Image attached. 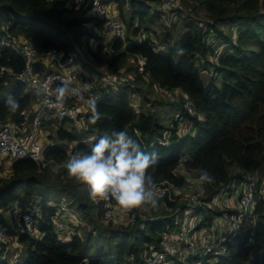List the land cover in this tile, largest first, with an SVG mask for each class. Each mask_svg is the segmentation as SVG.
I'll return each mask as SVG.
<instances>
[{"label":"trees","instance_id":"trees-1","mask_svg":"<svg viewBox=\"0 0 264 264\" xmlns=\"http://www.w3.org/2000/svg\"><path fill=\"white\" fill-rule=\"evenodd\" d=\"M115 1L124 24L122 8L126 3L133 5L128 31L129 35H135L143 27L148 8L162 5L163 0ZM180 1L191 12L197 8L214 21V38L223 47L214 63L208 61L214 53L203 42L201 31L194 22L186 19L180 23L182 31H177L173 46L169 40L178 24L165 28L164 38L161 39L154 30L146 28L155 33L160 44L168 46L163 51L152 50L146 39L134 41L123 48L121 39H114L112 53L102 52L101 46L97 51H91L89 47L87 50L93 64L105 66V70L111 74L124 68L127 57L135 54L142 56L147 78L140 75L136 68L127 70L130 69L137 81L143 78L149 80V87L155 84L163 90L177 89L180 94L171 98L172 106L175 107L174 111H185L186 121L192 125L190 131L185 135L178 134L176 122L173 121L172 127L167 129L153 114L138 112L131 99L137 89L134 90L131 85L119 86L117 90L103 88L104 96L96 106L100 113L97 123L89 122L91 107L86 116L84 133H71L69 123H60L55 133L49 136L52 144L44 148L46 158L57 163L67 162L77 152L90 151L91 145L101 136L125 131L142 151L155 154V164L149 172L156 184L169 180L181 185L185 178L177 173L176 168L182 164L186 170L194 171L198 178L202 170L212 175L213 182L203 184L208 193L219 190L232 180L238 184L253 176H257L264 185V0ZM88 9V6L76 7L69 0H0V28L7 26L11 35L22 37L36 50L38 58L34 67L44 73L46 66L42 57L50 48L59 47L72 52V40L80 41L83 38L86 30L82 23L91 18ZM134 17L138 18L135 26L132 24ZM150 17L147 20L151 22L159 19L152 14ZM223 26L230 32L225 33ZM234 28L238 29L236 37ZM177 45L179 53L175 51ZM1 64L12 66L16 73L23 68L19 54L0 46ZM201 64L205 69L209 64L211 72L216 74L207 82L201 77L204 70L200 68ZM4 81L11 82L9 95L19 102L20 109L11 112L5 104L8 97L1 99L0 122L18 121L21 111L31 103L30 92L10 75L0 79V90L4 87ZM184 96L193 106L192 115L184 109ZM165 130L171 132L167 144L163 145L157 139L163 137ZM47 169L50 168L41 169L30 158L16 159L11 164L10 174L0 178V225L8 224L6 211L12 206V201H26L30 210L34 201L38 204V215H32L38 221L40 235L37 238L27 233L17 236L18 243L26 248L27 253L25 260L17 264H124L130 255L140 262L139 253L157 243L156 232L164 226L166 219L159 218L143 229L108 225L114 227L109 238L121 237V241L114 246V253L108 255L100 252L86 256L83 241L94 236L92 231L86 232L83 239L75 232L78 224H71V237L66 240L54 230L52 223L60 206H52L39 199L48 193L47 189L62 184L54 185L49 177L46 179L44 171ZM62 185L63 190L73 196L69 185ZM18 187L22 188L23 196L14 195ZM75 203H68L67 208L77 212L81 223L93 224L92 228H97V219H101L102 215V202L97 204L99 212L96 214L89 201L79 200L76 208ZM159 204L160 200L148 214L163 212L158 208ZM200 212L209 222L217 210L209 208ZM235 238L238 243L232 249ZM3 248L0 244V256ZM226 250L215 264H264V198L259 199L256 209L226 243ZM0 264L15 263L0 257ZM174 264L187 263L175 259Z\"/></svg>","mask_w":264,"mask_h":264},{"label":"built area","instance_id":"built-area-1","mask_svg":"<svg viewBox=\"0 0 264 264\" xmlns=\"http://www.w3.org/2000/svg\"><path fill=\"white\" fill-rule=\"evenodd\" d=\"M51 1V0H49ZM76 7L88 6L91 18L82 23L86 30L83 40H94L99 36L103 28L110 35L109 40L101 46L102 52H114V39H121L122 48L130 43L141 40H148L152 50L159 52L165 50L155 34L151 30L140 28L133 37L129 35L123 21L119 16L118 3L115 0H69ZM127 4V3H126ZM196 6V5H195ZM157 8V9H155ZM152 10V12H151ZM156 11V13H153ZM150 12L167 22L171 27L179 19L191 20L195 23L203 35V42L213 50L212 63L222 51V45L214 38V21L197 8L191 12L190 8L180 0H163L160 6H150ZM0 46L8 48L22 57L23 68L15 72L12 66L0 65V79L12 76L14 79L25 85L30 92L31 103L29 107L21 111L18 121L6 120L0 122V178L9 175L11 164L16 159L30 158L41 169L60 166L59 163L44 156V148L52 141L38 133V125L41 121L52 117L57 123L66 121L69 123L71 133L82 134L86 130L85 120L90 113V98L97 101L104 96L103 88L116 89V81L120 80L118 73H107L105 85L94 83L92 77L86 70L80 67L79 62H74L76 54L67 52L64 48L52 47L42 57L45 63L44 73H40L35 67L38 58L36 50L22 37H15L8 32L7 26L0 28ZM106 34V33H105ZM107 35V34H106ZM95 42H93L94 44ZM96 44V43H95ZM92 46V45H91ZM90 47V46H89ZM94 50V49H93ZM211 57V56H210ZM129 62L143 77L147 78L148 73L144 72L145 59L138 55L129 56ZM81 69L79 72L78 69ZM48 86L47 90L45 86ZM122 85H130L123 83ZM64 86L68 89V98L65 110L75 115H61L46 101L55 100V89ZM166 98L177 96L180 92L175 90H163L156 85ZM135 95V94H134ZM136 96V95H135ZM132 99V98H131ZM134 103V98L132 99ZM184 109L189 115L194 113L193 106L184 96ZM184 110H176L173 116L176 126L185 120ZM30 127L33 136L28 138L25 130ZM177 129V128H176ZM170 130L163 132V137L158 142L165 145L170 135ZM176 168L178 174L184 176L185 181L176 185L169 180H162L157 184L160 191L158 208L163 211L158 215H149L148 210H134L131 213H124L115 202H102L101 221L105 225L146 228L148 223L160 219H166L164 226L157 231V243L150 245L139 253L138 260L133 255L126 257L124 264H174L175 259L187 264H215L219 257L226 253V243L233 238L241 227L256 209L258 201L264 198V185L257 176L246 181L235 184L234 180L215 192L208 193L204 185L199 182L198 177L192 176V171L186 170L182 165ZM8 171V172H7ZM32 203V202H31ZM33 204V203H32ZM57 206L56 203H49ZM217 210L208 222L201 209ZM26 201L16 199L12 206L6 211L7 225H0V244L4 246L1 258L8 257V248L17 236L27 233L38 237V221L34 215H38L37 202L30 210ZM242 211V212H241ZM250 212V215H245ZM34 214V215H32ZM69 208L60 206L52 218L54 230L66 240L71 237L69 226L76 218ZM79 222V223H78ZM76 219V223L80 224ZM18 242V241H17ZM10 261V260H9ZM14 263V261H10Z\"/></svg>","mask_w":264,"mask_h":264},{"label":"rangeland","instance_id":"rangeland-1","mask_svg":"<svg viewBox=\"0 0 264 264\" xmlns=\"http://www.w3.org/2000/svg\"><path fill=\"white\" fill-rule=\"evenodd\" d=\"M132 7H133L132 4H129V5L125 4L122 8L123 17H124L125 22H126L124 24V26H125L127 31H128V29H130L128 20L130 19L132 11H133ZM148 9L149 10L145 12V14H146V15H144L145 19H144L143 27H141V28H145V29L150 28L151 30H154V32H156L157 37H159L160 39L164 38L165 28H170V27L166 26L167 22L165 20H163L161 17H160V19H156L155 22H151L150 20H147L151 16V14L153 15V13H156V11H153V13H151L152 10L150 12V7ZM155 9H157V8H155ZM137 15H139V14L137 13ZM181 22H182V20L179 19L175 23L178 25L176 26V28L172 32V36H171L172 38L169 40V42L171 43L170 44L171 46H173V43H175V41H176L177 31H182V29L180 27ZM137 23H138V18L134 17L133 22H132L133 26L137 25ZM175 24H173V25H175ZM223 29H224L225 33H228L229 29L226 30V26H223ZM233 31H234V35L236 37L238 34V29L234 28ZM229 32H230V30H229ZM128 33H129V31H128ZM130 35H131V37H133L132 34H130ZM107 39H108V37L106 34L105 35L99 34V36H96V38L94 40H88L87 41V40H83L82 38L80 41L72 40V45L74 47L72 52L74 51L73 53H75L77 55L74 62H79L80 66L85 68V70L88 72V75L90 77H92L94 83L101 85V87L105 85V82H103V79L107 78V73H106L107 71L105 70V66H97V65L93 64V61H92L91 56L88 53L87 49L90 45H92V47H95L94 50L93 49L92 50L97 51V48L100 46L98 44L101 43V46H102L104 42L106 43ZM93 42H95L96 44L95 43L93 44ZM164 46H165V48L168 47L166 44ZM89 49H90V47H89ZM175 51H177L178 53L180 52L178 45L176 46ZM208 61L209 62L213 61L212 57H209ZM124 64L126 66H128V68L134 69L133 63L129 62V57H127L126 62ZM200 68L204 69L201 72V77L205 82H207L209 80V78L212 77V75L213 76L216 75V74H214V72L213 73L211 72L210 69H212V67L209 64L207 65L206 69L202 66V64H201ZM130 69H128L127 71L130 72ZM127 71H126V69H124V70H122V72L118 73V76H120V80L116 81V84L121 85V86L123 83L129 84V82H130L131 84H133V89L134 90L137 89L134 92V93H136V96L134 95V97H133L136 100L134 104L137 108V111L138 112L143 111L146 113H150L151 115L153 114L155 116V118L159 121L160 124H162L167 129H170V127H172V125H173V121H174L173 116L175 113V111H174L175 107L172 106L171 98H166L160 90L156 89L155 84H154L155 88L153 85H152V87H149L148 81H146L145 78H143L140 81H137V80L134 81L133 73H127ZM130 77L133 80H131ZM105 81H107V83L109 82V80H107V79ZM219 81L220 80L218 79V82ZM2 84L4 85V87L0 90V100L3 98H7L9 96V93L11 92V89H12L11 82L4 81V83L2 82ZM117 89H118V87L116 86L115 90H117ZM176 100L178 101L179 98H177ZM59 126H60V124L57 123L56 120H54L52 117H49L45 120V122H43V124L38 125V127H37L38 133L41 132L43 136L49 137L50 135L54 134V131ZM176 128H177L178 134L182 133V135H185L190 131V129L192 128V125L189 121H186V119H185L181 123H178ZM25 135H26V137L30 138L33 136V133L30 129H26ZM66 164H67V162H65L64 166H57V167L53 166L44 172L46 175V179L49 177V179L54 183V185L59 184V183L68 184L69 187L73 191L72 192L73 196L71 194H67L62 188L63 185L59 184L58 187L47 189L46 192H48V193L39 199H44L42 201H46L48 203H56V204L64 205L66 207H67L68 203H72L74 201V202H76L74 205L75 208L78 205L79 200H87L93 205L94 214H96L97 212H99V209L97 207L98 203H94L89 198L88 190H87L86 186H84V185H82V184H80V183L76 182L75 180L68 177ZM181 168H182V165L179 166V169H181ZM192 176L197 177L195 175L194 171H192ZM62 191H64V192H62ZM75 191H76V194H75ZM13 193H14V195L23 196V190L20 187L16 188ZM12 203H13V201L11 202V204ZM76 214H77V212H76ZM245 215H250V212L246 213ZM94 217H96V215H94ZM76 219L78 221L80 220L76 216V218L73 219L74 222H71V224H75ZM97 220L99 222L95 221L97 224V228H95V229L92 228L93 224L92 225L91 224L84 225V223L78 224L77 228L75 229V232H78L79 235L83 239L85 238V233L89 232V230L92 231V235H94V236L90 237V239H88V241L87 240L83 241L84 251L86 253V256H88V257L91 255H96L97 253H100V252H103L104 254L112 255L114 253V246L121 241V237H113V238L108 237L112 234V229L114 227H108L107 225L102 223L101 219H97ZM106 228H108L110 230H106ZM129 243H131V239L129 240ZM232 243H233L232 249H235L236 244L238 243L237 239L236 238L233 239ZM26 255H27L26 248L23 245L19 244L16 240H13L10 243L9 248H8V257H9L10 261L13 260L15 264L21 263L25 260Z\"/></svg>","mask_w":264,"mask_h":264},{"label":"clouds","instance_id":"clouds-1","mask_svg":"<svg viewBox=\"0 0 264 264\" xmlns=\"http://www.w3.org/2000/svg\"><path fill=\"white\" fill-rule=\"evenodd\" d=\"M48 86H45L47 90ZM68 89L64 86L55 89V100L46 101L61 115H75L65 110ZM92 115L90 123L100 119L97 99L88 101ZM6 107L13 113L20 109L19 102L8 96ZM155 164V154L147 153L125 131L105 134L91 145L90 151L75 153L67 162L69 178L86 186L89 198L94 203L115 201L124 213L134 210H148L158 204L160 191L149 170ZM199 182L212 183L213 177L202 170Z\"/></svg>","mask_w":264,"mask_h":264},{"label":"crops","instance_id":"crops-1","mask_svg":"<svg viewBox=\"0 0 264 264\" xmlns=\"http://www.w3.org/2000/svg\"><path fill=\"white\" fill-rule=\"evenodd\" d=\"M105 33L107 34V37H108L107 40L111 39V38H110V35L105 31V29L101 28V29H100V34L105 35ZM106 42H107V41H106ZM104 43H105V42H104ZM104 43H103V44H104ZM100 45H101V43H100ZM94 48H95V47H92V46L90 45V49H91V50L94 49ZM130 63H131V62H130ZM79 64H80V63H79ZM80 67H81V66H80ZM81 68H82L83 70H85V68H83V67H81ZM127 68H128V66H126V65L124 64V68H123L122 70L126 69V71H127ZM78 70H79V72H81V69H80V68H79ZM127 73H132V72L127 71ZM133 76H134V74H133ZM130 79L133 80L131 77H130ZM134 81H135V77H134ZM146 81H149V80H146ZM130 85L133 86V84H131V83H130ZM153 86H154V88H155V85H153ZM102 87H103V86H102ZM102 87H101V85H100V88H102ZM134 94L136 95V93H134ZM134 94L131 95V98H132V99H133V97H134ZM135 101H136V100L134 99V103H135ZM42 122H45V119H44L43 121H41V123H42ZM28 128L30 129V127H28ZM30 130H31V129H30ZM55 131H56V130H55ZM55 131H54V133H55ZM40 134H41V133H40ZM47 139H49V137H47ZM49 140H50V139H49ZM50 141H51V140H50ZM71 157H72V156H71ZM71 157H70V158H71ZM70 158H69V159H70ZM67 162H68V161H67ZM64 164H65V162L59 163L60 166H64ZM10 171H11V167H10ZM10 171H9V174H10ZM7 172H8V171H7ZM59 200H60V199H59ZM58 205H59V206H62L63 208H66V206H64V205H60V204H58Z\"/></svg>","mask_w":264,"mask_h":264},{"label":"bare ground","instance_id":"bare-ground-1","mask_svg":"<svg viewBox=\"0 0 264 264\" xmlns=\"http://www.w3.org/2000/svg\"><path fill=\"white\" fill-rule=\"evenodd\" d=\"M164 223V222H163Z\"/></svg>","mask_w":264,"mask_h":264}]
</instances>
